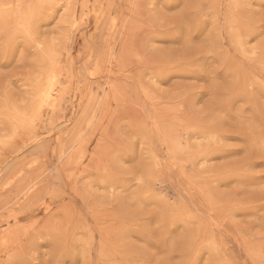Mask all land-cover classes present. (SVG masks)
Returning a JSON list of instances; mask_svg holds the SVG:
<instances>
[{
    "label": "rangeland",
    "instance_id": "1",
    "mask_svg": "<svg viewBox=\"0 0 264 264\" xmlns=\"http://www.w3.org/2000/svg\"><path fill=\"white\" fill-rule=\"evenodd\" d=\"M46 2L0 0V264H264V0H62L26 45Z\"/></svg>",
    "mask_w": 264,
    "mask_h": 264
},
{
    "label": "snow or ice",
    "instance_id": "2",
    "mask_svg": "<svg viewBox=\"0 0 264 264\" xmlns=\"http://www.w3.org/2000/svg\"><path fill=\"white\" fill-rule=\"evenodd\" d=\"M62 0H47L46 3H44L41 6V11L37 14V16L30 22L29 25V34H24L23 39L26 45L31 46L34 44L35 40H38L40 37L41 32L45 28L46 24H51L52 20H54L57 16V14L60 12L61 8H63ZM173 7H176V5H173ZM185 19H187L185 17ZM260 28L262 31H264V21L261 22ZM156 37H158V42L168 45V44H180L182 39H185L187 41V44H185V47H187L193 40L197 39L196 37H193L191 32H188L187 35H185L184 30V20H179L175 23L174 27L169 28L168 30L159 31L154 34ZM11 52L6 53L4 59L8 58V55H10ZM196 65H199V67H195ZM206 71V68L203 64V57H197V58H182L181 60L175 62V63H160L157 65L152 66L148 73L151 75L154 79L159 81L160 83L167 84L169 81L173 79V77H177L179 79L183 80H203L205 82V86L207 85V80L203 75H198L197 73H201ZM228 111L227 109L225 110ZM225 122H227V116L225 117ZM262 130H264V123L261 124ZM224 139H239V137H232V136H225ZM235 150H228L223 147H216V148H210L209 154L211 152H219L220 154H226V155H220L215 157H206V158H212V159H229L232 157H236L239 152L243 151L242 148L237 147L235 145L231 146ZM234 176L236 178V183L239 185H246L249 183V181H246L244 179H241L240 177L245 175H255L253 173H244L239 171L238 169H230L227 170L224 173H221L219 176L216 177L217 180H220L224 176ZM259 175L264 178V172L259 173ZM116 177H106V181L111 182L112 180H115ZM231 183L232 181H228ZM243 188H240L237 190L236 195H239L241 191H243ZM245 207H254V205H244ZM261 206L264 207V202H261ZM150 223V221H149Z\"/></svg>",
    "mask_w": 264,
    "mask_h": 264
},
{
    "label": "bare ground",
    "instance_id": "3",
    "mask_svg": "<svg viewBox=\"0 0 264 264\" xmlns=\"http://www.w3.org/2000/svg\"><path fill=\"white\" fill-rule=\"evenodd\" d=\"M48 97H49V91H46L45 93H44V97L42 98V100L44 101V99H48ZM81 137V136H80ZM18 139V138H17ZM21 140H23V139H21ZM11 147V146H10ZM12 148V147H11ZM14 152V151H13ZM30 191V190H29ZM15 204V203H14ZM13 212V211H12ZM8 246H10V245H8Z\"/></svg>",
    "mask_w": 264,
    "mask_h": 264
}]
</instances>
